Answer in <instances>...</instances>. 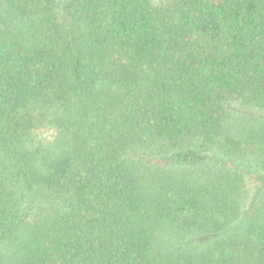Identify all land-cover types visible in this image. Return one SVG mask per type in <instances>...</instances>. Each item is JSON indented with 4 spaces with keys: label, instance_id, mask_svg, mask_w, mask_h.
Masks as SVG:
<instances>
[{
    "label": "trees",
    "instance_id": "1",
    "mask_svg": "<svg viewBox=\"0 0 264 264\" xmlns=\"http://www.w3.org/2000/svg\"><path fill=\"white\" fill-rule=\"evenodd\" d=\"M0 264H264V0H0Z\"/></svg>",
    "mask_w": 264,
    "mask_h": 264
}]
</instances>
